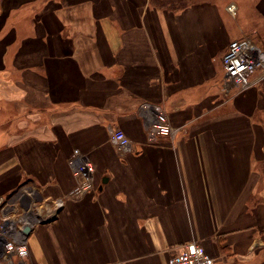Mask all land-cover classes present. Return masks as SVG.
I'll use <instances>...</instances> for the list:
<instances>
[{"label": "crops", "instance_id": "crops-1", "mask_svg": "<svg viewBox=\"0 0 264 264\" xmlns=\"http://www.w3.org/2000/svg\"><path fill=\"white\" fill-rule=\"evenodd\" d=\"M225 30L209 1L0 0V197L28 184L53 213L29 230L27 264H169L191 241L211 264H264V99L221 93ZM143 102L173 135L148 140ZM73 149L94 167L80 195Z\"/></svg>", "mask_w": 264, "mask_h": 264}, {"label": "built area", "instance_id": "built-area-1", "mask_svg": "<svg viewBox=\"0 0 264 264\" xmlns=\"http://www.w3.org/2000/svg\"><path fill=\"white\" fill-rule=\"evenodd\" d=\"M227 10L235 13L236 6L231 3ZM223 84L221 93L224 96L235 95L255 86L257 78L254 73L257 68L264 69L263 50L249 38L233 39L228 43L222 55ZM147 127V138L154 140L157 135H173L176 131L168 122L166 113L158 104L143 102L140 105ZM109 140L121 153L133 152V142L118 128L109 129ZM71 174L78 183L70 192L71 195H80L92 188L94 167L91 161L78 149H73L68 158ZM34 191L28 184L21 185L9 198L0 197V264H27L28 233L37 223L52 216L40 214L35 208ZM25 197L28 206H22ZM15 197V198H14ZM62 199L53 201V208L62 205ZM211 256L194 241L183 243L177 252L172 254L169 264H211Z\"/></svg>", "mask_w": 264, "mask_h": 264}, {"label": "rangeland", "instance_id": "rangeland-1", "mask_svg": "<svg viewBox=\"0 0 264 264\" xmlns=\"http://www.w3.org/2000/svg\"><path fill=\"white\" fill-rule=\"evenodd\" d=\"M187 5L209 1L215 3L226 18V34H231L229 41L233 39L249 38L263 50L264 53V0H185ZM231 3L235 4L236 11L231 13L227 10V6ZM257 82L254 88H257L263 95L264 99V69L257 68L254 75ZM223 82V81H222ZM226 98V96H224ZM264 104V103H263ZM255 119L259 123L260 129L264 132V106L259 107L255 113ZM262 156L255 162L254 168L257 170L258 189L257 198L264 197V147ZM12 193H8L6 198H9ZM33 196L36 197L35 194ZM15 198V197H14ZM23 196L22 206L27 207L28 201Z\"/></svg>", "mask_w": 264, "mask_h": 264}, {"label": "trees", "instance_id": "trees-1", "mask_svg": "<svg viewBox=\"0 0 264 264\" xmlns=\"http://www.w3.org/2000/svg\"><path fill=\"white\" fill-rule=\"evenodd\" d=\"M149 2L155 8L169 11H179L187 6L185 0H149ZM260 235L264 240V228L260 231Z\"/></svg>", "mask_w": 264, "mask_h": 264}, {"label": "water", "instance_id": "water-1", "mask_svg": "<svg viewBox=\"0 0 264 264\" xmlns=\"http://www.w3.org/2000/svg\"><path fill=\"white\" fill-rule=\"evenodd\" d=\"M25 232L28 233L29 232V228L25 227Z\"/></svg>", "mask_w": 264, "mask_h": 264}]
</instances>
